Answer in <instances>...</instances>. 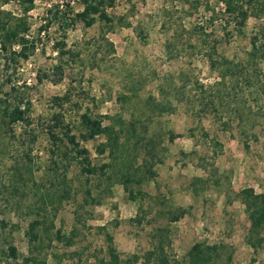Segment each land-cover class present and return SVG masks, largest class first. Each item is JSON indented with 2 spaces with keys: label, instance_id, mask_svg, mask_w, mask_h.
I'll return each instance as SVG.
<instances>
[{
  "label": "rangeland",
  "instance_id": "rangeland-1",
  "mask_svg": "<svg viewBox=\"0 0 264 264\" xmlns=\"http://www.w3.org/2000/svg\"><path fill=\"white\" fill-rule=\"evenodd\" d=\"M224 3L225 0H116L114 8L107 12L117 18L129 15L130 28L116 25L108 29L109 26L98 22L93 27L78 24L66 32L54 26L38 35L50 7H59L67 15L73 9L81 11L83 2L36 1L27 15L31 26L28 35L30 40H36L28 60L10 62L0 53V100L9 99L12 85L21 86L37 124L41 117L50 115L49 109L54 107L52 99L69 88L74 104L110 117L120 111L118 97L126 95L131 100L124 102L125 118L137 121L138 130L146 135L144 140L152 138L157 150L149 154L138 145L133 153L135 141L130 142L127 154L115 161L118 172L110 174L111 180L97 177L87 183L73 165L68 176L71 190L82 189L83 193L90 187L101 204H90L80 210L83 222L79 224L76 203H82V194L75 201H65L58 211L57 205L49 203L48 211L55 215L52 239L41 237L40 242L32 244L27 231L36 218L32 211L38 205L34 185L30 181L27 187L18 178L14 183L17 190L6 189L5 185L13 178L12 165L30 147L34 148L33 156L38 157L37 165L46 167L49 156L43 150L48 142L45 132L39 130V140L31 146L28 139L25 142L19 136L21 127H16V138L8 142L0 139V222L6 223L4 228L0 227V264L12 263L4 255L10 246L16 247L20 260L35 253L48 264H99L108 260L107 234L113 238L111 246L126 262L123 264H148L146 256L154 244L158 245L159 239L154 237L159 234L165 239V251L172 264L181 263L195 244L203 242L229 246L232 264H264V249L255 253L246 243L250 222L245 206L235 198L249 188L264 194V99L256 100L252 91L245 92L244 86L238 88L239 94L245 92L247 105L253 107L254 113L245 125H240L232 112L233 105L227 106L226 112L215 114L211 110L202 111L197 104L193 108L187 99L196 96V91H191L195 86L187 84L183 89L182 81L172 86L169 80L172 75L177 78L182 69L205 86L219 82L218 73L208 65L209 43L205 48L203 41L193 38L184 43L179 54V51L173 55L166 52L165 43L179 25L188 30L203 27L206 40L222 42L220 54L234 62H247L251 38L264 31V0L248 4L252 16L244 34L236 32L234 24L224 23ZM4 9L19 15L15 2L4 5ZM213 11L218 14L217 22L212 21ZM62 41L73 55L64 57L66 70L60 77L53 67L58 63L56 43ZM261 68L264 71V61ZM38 75L42 82L37 80ZM154 103L159 105L157 110L152 108ZM149 114L153 121H143ZM172 135L174 142H170ZM97 144L86 145L93 163L99 166L109 163L108 154H97ZM124 159L131 160L135 169L142 167L128 191L121 182L120 164ZM149 169L150 174L146 171ZM45 175L36 169L34 178L41 185ZM207 178L208 185L194 186L195 179ZM227 182L233 191L231 195L224 193L228 191ZM140 192L143 197H139ZM170 212L185 215L172 222ZM59 229L72 237V245L53 236ZM230 249L223 251L224 260Z\"/></svg>",
  "mask_w": 264,
  "mask_h": 264
},
{
  "label": "trees",
  "instance_id": "trees-1",
  "mask_svg": "<svg viewBox=\"0 0 264 264\" xmlns=\"http://www.w3.org/2000/svg\"><path fill=\"white\" fill-rule=\"evenodd\" d=\"M37 0H0V53L7 56L8 61L16 62L20 60H28L29 53L35 49L36 40H30L28 35L31 26L28 21V13L35 7ZM131 2V0H126ZM253 0H225V9L223 17L224 23L227 25L234 24V30L243 33L246 29L247 22L252 16L251 8L249 5ZM15 2L19 8V15L14 12L4 9V5ZM82 10L76 11L73 9L71 13L65 15V13L59 11V7H50L47 10V16L43 20V24L38 29V35L47 32L48 30L57 27L66 32L69 28L75 27L78 24H82L84 27H93L98 22H102L109 26L108 29L119 25L130 28L128 20L129 15H125L122 18L116 16H110L107 12L108 9L114 8L116 0H82ZM264 8V5L262 6ZM210 10V9H208ZM215 17L212 18L213 22H217L218 14L213 11ZM127 17V18H126ZM127 19V20H126ZM244 34V33H243ZM29 37V38H28ZM205 29L203 27H194L190 30L184 26L179 25L178 28L172 30L171 35L168 37L165 43V49L168 54L173 55L174 52L180 53L179 49L184 46L185 42L190 43L193 38H198L199 41H203L205 48L210 44L206 51H209L208 65L211 70L215 71L219 75V82H216L212 86H205L194 78V75L190 76L189 73H185L180 69L177 75H172L169 80L171 85H175L176 81H182V88H187V84H192L193 89L196 91V96L189 97L187 104L195 108L196 104L199 105L202 111H208L220 113L219 111L226 112L227 106H234L232 110L236 116L240 125H245L246 120L249 121L251 115H253V107L247 105L245 92L252 91V95H255L256 100L264 99V71L261 68V61H264V31L255 33L250 40L251 51L248 53V60L246 63L234 62L227 58L225 55L218 52V48L221 45V41H209L205 38ZM67 45L65 41L56 43V50L58 53L57 64L53 67V72L57 73L60 77L66 70L63 63V59L66 55L72 54L66 50ZM73 55V54H72ZM177 56V55H176ZM189 76V77H188ZM49 79V77L47 78ZM187 81H186V80ZM39 82L43 79L39 77ZM244 86L246 91L238 93V88ZM25 89V87H23ZM22 87H10L11 94H8L9 99L0 100V139L3 141H11L16 138L14 130L20 126L22 133L19 135L24 141L28 139L30 145H35L39 140V130L45 132L48 147L43 150L48 156L46 167L44 165H37L35 160L38 157L33 156L34 148L30 147L23 154L22 159L16 160L12 165L13 175L11 183L5 185L6 189L17 190L15 180L18 178L23 181L28 187L27 183L32 182L36 190V198H38V205L32 213L36 218L29 223L27 235L30 237L32 244L41 241V237H48L52 239L53 229L55 227L52 215L48 211V204L57 205L55 211H58L59 207L65 201L77 199L79 194L83 195L82 203H76V218L80 224L83 219L80 216L79 211L85 210L87 205L101 204V200L97 199L92 194V189L86 187L82 193L81 190H71V183L69 179V172L73 165L79 169L81 176L86 177V182L94 178L101 177L107 180L112 179V175L118 172L114 166L117 158L125 156L130 147V142H133V153L140 148L145 147V151L153 153L157 150V144L154 143L152 138L149 141H145L144 133L136 125L137 121H129L125 118L126 104L131 98L126 95H120L118 97V104L120 111L113 117L108 115L93 114V111L89 108L84 109V106L73 103L70 88L67 89L63 95L55 96L52 100L54 107L49 109L50 115L46 118L41 117L37 124L32 117V107L29 100L25 99V95L21 92ZM228 91V94L225 92ZM232 91L234 93L233 97ZM13 96V97H12ZM135 96V95H134ZM11 98V99H10ZM133 98V97H132ZM176 100V99H175ZM178 101H176L177 103ZM72 104V105H71ZM168 107L170 105H167ZM172 106V105H171ZM167 109V107L162 106ZM226 107V108H225ZM152 108L156 110L159 105L152 104ZM171 110V107H170ZM175 111V110H171ZM134 116V115H133ZM151 114L146 115L143 121H153ZM106 121L108 122L106 124ZM42 122V123H41ZM247 129V128H245ZM248 131H244L247 134ZM161 136V135H160ZM164 136V135H163ZM25 138V139H24ZM104 138L105 140L99 143V140ZM170 142H174V136L170 138ZM26 142V141H25ZM98 143L95 147L99 156L108 154L110 159L109 163L103 165H95L92 160V155L86 147L90 143ZM145 142V143H144ZM246 148H249L248 146ZM123 167L121 173V182L125 187V190H129V184H132L134 177L142 169H135L131 160H121ZM38 166V167H36ZM142 166V165H141ZM202 168L206 169L204 164ZM43 167V168H42ZM119 168V167H118ZM36 169H40L45 172V176L42 179L41 185L35 177ZM116 171V172H115ZM149 174L150 169L146 170ZM112 174V175H110ZM28 177L26 179V177ZM44 181V182H43ZM85 182L86 186L87 183ZM90 183V182H89ZM210 179H195L194 186L208 185ZM40 185V186H39ZM228 191L224 193L231 195L230 183L227 182ZM73 191V193H72ZM81 191V193H80ZM133 194V193H132ZM139 197H143L142 192L139 193ZM137 196L134 197L136 200ZM246 209L248 214L250 227L248 228L245 238L246 243L253 249L255 253L264 249V194H257L254 189H245L242 192L235 195ZM50 215H49V214ZM185 215V212L174 214L169 213L170 220L172 222L178 221ZM52 216V217H49ZM6 223L0 222V227L4 228ZM1 229V228H0ZM106 230L105 228H102ZM74 232V231H73ZM161 233V231H159ZM53 236L60 240L65 241L68 245L73 244L72 237L62 234L59 229ZM155 240L159 239L158 245H153V249L149 251L146 256L148 264H172V260L168 257L165 251V239L161 234L154 237ZM108 247V260H101L99 264H123L120 256L116 250L111 246L113 238L107 234ZM230 249L226 245H208L207 243L195 244L183 259V261L175 262L174 264H232V249L227 253V257L224 258V250ZM12 263L9 264H48L46 259L36 256L35 253H31L30 257H24L19 259V254L14 246L8 248V253L4 254Z\"/></svg>",
  "mask_w": 264,
  "mask_h": 264
}]
</instances>
